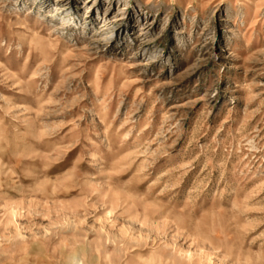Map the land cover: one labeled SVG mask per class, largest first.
I'll return each instance as SVG.
<instances>
[{"label": "rangeland", "instance_id": "374dc122", "mask_svg": "<svg viewBox=\"0 0 264 264\" xmlns=\"http://www.w3.org/2000/svg\"><path fill=\"white\" fill-rule=\"evenodd\" d=\"M0 264H264V0H0Z\"/></svg>", "mask_w": 264, "mask_h": 264}, {"label": "bare ground", "instance_id": "6f19581e", "mask_svg": "<svg viewBox=\"0 0 264 264\" xmlns=\"http://www.w3.org/2000/svg\"><path fill=\"white\" fill-rule=\"evenodd\" d=\"M68 24H66V26H67ZM65 26V25H64Z\"/></svg>", "mask_w": 264, "mask_h": 264}]
</instances>
